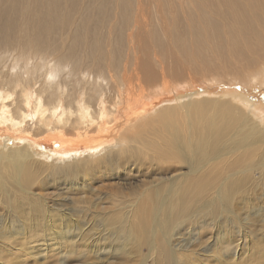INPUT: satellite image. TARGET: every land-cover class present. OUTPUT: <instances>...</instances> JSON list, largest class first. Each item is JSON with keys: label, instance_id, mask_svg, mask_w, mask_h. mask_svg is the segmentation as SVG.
Segmentation results:
<instances>
[{"label": "bare ground", "instance_id": "6f19581e", "mask_svg": "<svg viewBox=\"0 0 264 264\" xmlns=\"http://www.w3.org/2000/svg\"><path fill=\"white\" fill-rule=\"evenodd\" d=\"M150 39L159 42L162 57L149 55ZM9 47H15L14 55ZM190 64L206 75L263 71L264 0H0V131L41 146L49 159L68 160L53 166L45 153L44 161L37 159L35 147L25 143L0 151V174L9 171L3 162L18 161L41 184L62 179L72 188L81 175L98 178L125 165L133 158L129 138L151 129L149 144L160 162H189L176 143L181 132L212 137L214 153L202 157L200 165L228 155L240 142L243 147L264 143V126L245 110L255 103L243 83L205 84L167 95L152 91L154 97L145 92L160 84L169 87L168 76L192 78ZM129 65L132 72L119 78ZM199 91L219 97L199 98L194 95ZM186 95L194 98L165 104ZM115 133V142H108ZM246 135L245 141L238 139ZM106 143L115 149L92 156L91 149ZM160 144L175 149L164 151ZM82 150L87 156L77 157ZM189 153L198 156L197 147L189 146ZM234 155L244 156L237 150ZM145 158L140 154L137 161ZM171 180L173 198H183L193 182L184 172Z\"/></svg>", "mask_w": 264, "mask_h": 264}, {"label": "rangeland", "instance_id": "374dc122", "mask_svg": "<svg viewBox=\"0 0 264 264\" xmlns=\"http://www.w3.org/2000/svg\"><path fill=\"white\" fill-rule=\"evenodd\" d=\"M147 45L149 55L162 57L158 41L150 39ZM188 71L192 78L175 80L168 76L169 87L160 84L145 92L154 97L152 91L167 95L175 89H200L205 84L243 83L245 94L255 103L248 102L251 106L245 110L264 126V69L243 71L241 75L214 70L206 75L190 64ZM131 72L129 65L119 78ZM194 95L219 97L211 91ZM194 95L173 97L165 104L174 105L179 97L187 100ZM147 99H143L145 103ZM171 122L182 124L176 119ZM152 131L129 138L133 158L125 165L98 178L81 175L72 188L62 179L41 184L27 165L2 161L9 171L4 177L0 174V264H264V143L243 147L240 142L228 155L200 165L202 157L214 153L212 137L181 132L175 136L176 143L189 154V162H160L156 148L149 144ZM17 134L1 130L0 151L27 143L29 148L35 147L37 159L47 158L41 146ZM117 137L115 133L108 142H115ZM231 144L226 143L227 150ZM189 146L197 147L198 156L189 153ZM99 147L98 152L91 149L92 156H98L102 148L115 149L107 143ZM160 148L175 149L171 144H160ZM84 150L77 152V157L87 156ZM234 150L244 156H235ZM140 154L146 156L143 161H137ZM64 157L47 158L45 162L58 166L67 163ZM179 172L193 182L183 198H173L169 186L172 176ZM143 183L156 188H145Z\"/></svg>", "mask_w": 264, "mask_h": 264}]
</instances>
